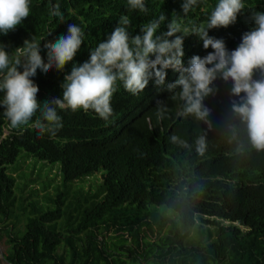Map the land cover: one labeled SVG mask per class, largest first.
Wrapping results in <instances>:
<instances>
[{"label":"trees","instance_id":"trees-1","mask_svg":"<svg viewBox=\"0 0 264 264\" xmlns=\"http://www.w3.org/2000/svg\"><path fill=\"white\" fill-rule=\"evenodd\" d=\"M183 2L144 0L142 12L128 0H29L28 18L0 34V46L12 61L20 56L18 47L35 43L47 63L45 43L66 35L69 24L81 27L84 41L74 60L62 71L38 69L31 78L43 103L62 98L61 84L73 64L87 61L90 50L117 26L130 37L142 35L164 16L155 35L176 26V34L184 36L182 64L188 67L193 56L213 51L203 47L197 29L222 39L232 51L255 28V15L264 13V0H241L244 7L234 23L207 29L219 0H197L186 14ZM55 5L62 15H52ZM124 16L130 24L122 23ZM165 71V86H156L153 78L136 95L117 81L107 121L93 110L57 109L63 127L54 136L31 126L12 129L0 106V226L10 243L0 253L8 264H135L136 258L146 264L140 260L149 256L154 264H264V150L251 145L246 125L231 112L238 100L231 95V81L217 78L214 93L203 102L211 109L209 126L182 115L180 89L166 87L179 72ZM3 76L0 72V81ZM260 78L255 71L253 79ZM39 118L38 110L32 122ZM201 136L203 155L196 151ZM20 150L57 162L60 177L53 194L46 191L40 198L34 188L22 193L23 184L6 170ZM96 174L93 189L74 183ZM111 228L117 234L107 240Z\"/></svg>","mask_w":264,"mask_h":264},{"label":"clouds","instance_id":"clouds-1","mask_svg":"<svg viewBox=\"0 0 264 264\" xmlns=\"http://www.w3.org/2000/svg\"><path fill=\"white\" fill-rule=\"evenodd\" d=\"M196 3L197 0H184L182 11L186 14ZM128 4L132 9L147 11L144 0H128ZM243 7L241 0H219L207 29L227 27L234 23ZM58 8V5L53 6V16L62 15ZM29 13V0H0V34L7 35L9 31H14L28 18ZM164 19L161 16L159 21L142 29V35L131 37L125 27H115L105 41L90 50L87 61L79 65L74 63L70 74L64 76L62 98L43 103L37 100L39 88L31 78L38 69L44 74L52 68L62 71L66 64L74 60L84 41L81 27L69 24L66 35L45 43L47 63L40 55L39 45L35 43L26 42V47H18L20 56L12 61L5 47L0 46V72L4 73L0 81V91L4 93L0 106L5 109L10 127L20 129L31 126L41 133L47 131L54 136L63 127L57 109H70L72 112L82 109L85 113L93 110L107 121L113 114L111 98L116 91L117 81L123 83L126 91L136 95L153 78L156 86H165V70L171 68L179 72V76L166 87L170 92L180 89L179 96L184 101L182 115L193 116L209 126L211 109L203 102L214 93L212 85L217 78L231 81V95L238 98L232 101L231 112L246 125L251 145L258 151L264 150V13L255 15V28L245 32L241 43L232 51L226 48L222 39L208 36L206 29H197L203 47H211L213 51L203 58L193 56L188 67L182 64L184 36L176 34L179 31L176 26L170 24L167 32L155 35L160 21ZM121 21L124 25L130 24L126 16L121 17ZM257 70L261 78L253 79ZM157 103L161 104L162 101ZM38 110L41 118L32 122ZM171 139L175 142L177 137L173 135ZM196 145V151L203 155L205 138L199 137Z\"/></svg>","mask_w":264,"mask_h":264},{"label":"rangeland","instance_id":"rangeland-1","mask_svg":"<svg viewBox=\"0 0 264 264\" xmlns=\"http://www.w3.org/2000/svg\"><path fill=\"white\" fill-rule=\"evenodd\" d=\"M3 132L5 133L6 130L4 129ZM57 166V162H49L46 160H41L35 158L31 155H25L23 150H20L15 158V160L11 163L7 164L6 170L8 172H13L15 174L17 185L21 186L23 184L22 193L26 195L30 188L38 189V197L42 198V195L48 191L49 194L54 193L53 187L58 183L60 174L58 175L57 170L55 167ZM99 172V171H98ZM98 174L96 175H89L84 179L75 180V182H81L83 186L90 187L93 189V185H95V181L98 179ZM100 180V179H99ZM73 183V185H74ZM45 184V188L41 189V186ZM17 191V190H16ZM164 210L166 213H172L169 208H165ZM176 215V214H175ZM174 216V215H173ZM0 218H3V215L0 214ZM222 223H227L226 220H222ZM116 232L111 228L106 232V239L114 240L116 236ZM129 243V241H125ZM10 243L7 241V237L4 234V228L0 226V252L7 251L10 248ZM149 253H147V256ZM123 262L129 263L130 259L128 257H122ZM135 264H140L139 259L136 258ZM142 263L146 264H154L153 258L151 256L147 258H142L140 260ZM0 264H8L6 260L2 257L0 253Z\"/></svg>","mask_w":264,"mask_h":264}]
</instances>
